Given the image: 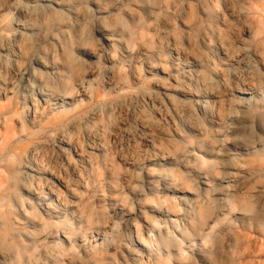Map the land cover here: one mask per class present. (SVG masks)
Segmentation results:
<instances>
[{
    "label": "rangeland",
    "instance_id": "1",
    "mask_svg": "<svg viewBox=\"0 0 264 264\" xmlns=\"http://www.w3.org/2000/svg\"><path fill=\"white\" fill-rule=\"evenodd\" d=\"M0 264H264V0H0Z\"/></svg>",
    "mask_w": 264,
    "mask_h": 264
},
{
    "label": "bare ground",
    "instance_id": "2",
    "mask_svg": "<svg viewBox=\"0 0 264 264\" xmlns=\"http://www.w3.org/2000/svg\"><path fill=\"white\" fill-rule=\"evenodd\" d=\"M41 94H42V93H41ZM148 230H149V229H148ZM153 232H154V231H151V230H149V233H151V234H152ZM60 247H61V246H60Z\"/></svg>",
    "mask_w": 264,
    "mask_h": 264
}]
</instances>
